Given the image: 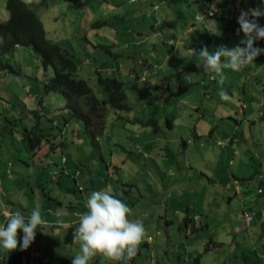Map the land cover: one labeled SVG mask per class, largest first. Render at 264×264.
<instances>
[{"label": "rangeland", "instance_id": "374dc122", "mask_svg": "<svg viewBox=\"0 0 264 264\" xmlns=\"http://www.w3.org/2000/svg\"><path fill=\"white\" fill-rule=\"evenodd\" d=\"M5 1L0 0V20L8 16ZM224 1L53 0L40 9L47 36L79 62L78 76L99 97L105 94L96 69L121 76L131 107L109 108L103 121L97 117L94 130L102 132L94 138L81 120L60 109L61 91L44 94L42 80L52 71L39 57L25 47L4 56L17 73H0V112L17 123L0 121L5 131L0 134V210L28 215L39 207L46 224L27 250L0 249V264H72L79 247L67 242L65 233L68 223L78 220L79 209L70 203L84 199L67 186L86 180L88 195L110 190L132 209L129 219L143 223L146 236L128 264H151L152 257L157 264H190L197 255L201 264H264V192L259 191L261 180L264 189V115H259L264 64L225 70L222 85L198 67L203 47L232 48L244 39L242 32L223 31L225 17L204 16ZM250 2L257 6V0ZM258 2L264 11V0ZM99 20L105 23L94 26ZM215 22L219 31L213 34ZM258 22L264 26V16ZM191 23L193 31L187 29ZM193 41L199 48L189 52ZM143 63L153 71L145 67V80H136L130 70L143 75ZM221 89L229 100H221ZM33 94L43 96L41 108L51 115L53 129L65 132L49 135L31 155L20 135L30 126L25 105L40 107ZM241 105L246 117L237 129ZM5 125L14 133H7ZM232 132L237 139L225 145ZM22 238L20 231L21 244ZM90 264L114 262L98 255Z\"/></svg>", "mask_w": 264, "mask_h": 264}, {"label": "trees", "instance_id": "16d2710c", "mask_svg": "<svg viewBox=\"0 0 264 264\" xmlns=\"http://www.w3.org/2000/svg\"><path fill=\"white\" fill-rule=\"evenodd\" d=\"M52 1L53 0H38L36 4H31L27 0L5 1V8L8 12V16L5 19L0 20V73L3 74L6 71L17 73L15 66L7 61L4 56L10 51L20 47L29 48L37 57H39L42 67L45 69L50 68L52 71L51 76L45 77L42 80V90L44 94L48 95L52 91H61L65 97V102L60 109H67L70 114L69 116H75L77 119L81 120L84 124L85 131L96 138L95 135L102 132L101 127L96 132L94 130V123L97 117H100L103 121L109 108L113 110H129L131 107L128 103V97L123 86L124 81L121 76L101 74L100 70L96 69V80L101 85L103 93L105 94L104 97H99L91 85L88 84L87 80L78 76L77 72L80 68L79 62L75 60L72 53H69L66 49L62 48L58 42L47 36V32L41 19L40 9L42 7H49L50 2ZM210 1L211 0H207L208 3H210ZM207 12L208 10L206 9L204 14L207 15ZM237 18L238 16H233L228 20L223 29L225 33H241H235V27L239 26ZM104 23V21L99 20L93 25L100 27ZM195 44L196 42L194 44H189L188 46L196 50L199 48V45ZM96 45H101L105 48L111 46L99 42H97ZM194 45L198 47H195ZM116 57L117 55H113L114 60ZM143 65L144 66L141 69L143 71V75L141 76L143 77L137 73L134 74V72L130 70L131 75H133L136 80H145V67L150 71L152 70L149 68L150 66L148 64L143 63ZM244 68L247 69L248 66ZM114 70L115 69H113V72ZM31 88L32 87L30 86L27 90L31 92ZM34 99L38 102L40 107L27 109V105H25L26 113L29 115L28 120L30 126L29 128H22L20 135L25 144L26 151L30 152L31 155L36 154L38 150L43 147L45 141L49 140V135L55 137L59 132L63 135L64 131L63 128H59L58 126L57 130L53 129L54 125L51 115L48 114V111H43V108H41L44 106L43 96H36ZM7 118L8 116H3L0 112L1 122L9 121ZM15 120L13 118L9 121L11 126L17 123ZM11 126L7 127L5 125L4 127L9 134L14 133ZM4 132L5 131L0 128V134H4ZM229 142L230 141L226 139L224 144L227 145L226 143ZM21 162L30 165V163L25 160H21ZM107 174L109 173L107 172ZM262 181L263 180L259 182V191L261 193L264 192ZM91 182H93V180H91ZM87 185L88 182L86 180L85 185L78 183L75 187L67 186V191L77 196V199L78 197L84 199L83 201L77 200L71 202V208L75 207L80 211L83 210V212L87 210V198L85 199L83 197V193L87 192L86 194H88ZM244 214L246 215L247 213ZM77 222L78 220L68 227L65 233V240L67 242L72 241V231L76 227ZM22 264H28V262L22 260ZM190 264H201L199 255L195 256Z\"/></svg>", "mask_w": 264, "mask_h": 264}, {"label": "clouds", "instance_id": "9594fccd", "mask_svg": "<svg viewBox=\"0 0 264 264\" xmlns=\"http://www.w3.org/2000/svg\"><path fill=\"white\" fill-rule=\"evenodd\" d=\"M261 16H264V11L259 8L241 10L237 18V31L243 33L244 39L232 48L221 45L210 51L208 47H203L199 50L201 65L198 67L202 66L206 74L217 78L222 85L225 70L239 71L252 64L259 55L264 54V48L254 46L257 41L264 40V26L258 22ZM218 31L215 22L212 33ZM219 96L224 101L230 99L223 89ZM86 209L79 214L72 231V241L79 247L72 264H90L98 255L114 264H128L137 255L139 245L146 236L143 223L129 219L132 209L107 189L92 191L87 198ZM4 216L5 222L0 224V249L6 252L15 251L18 246L21 250H27L35 240L36 230L43 229L46 224L39 207L33 208L28 215L16 210L5 212ZM57 222L63 225L62 220ZM20 231L23 233L22 244L18 239ZM41 232L44 233L43 230Z\"/></svg>", "mask_w": 264, "mask_h": 264}, {"label": "crops", "instance_id": "0c3cea01", "mask_svg": "<svg viewBox=\"0 0 264 264\" xmlns=\"http://www.w3.org/2000/svg\"><path fill=\"white\" fill-rule=\"evenodd\" d=\"M213 0H211L210 2H212ZM223 7H220L216 12H214V14L213 15H211L210 17H208L209 16V14H208V12H207V15L206 14H204V16L205 17H207V18H223V17H225L226 18V20H227V22H228V20L229 19H231L233 16H238V13H239V9L240 10H249V9H253V8H259L260 9V5H259V2H258V0H257V6H254V4L253 3H251L250 2V0H226V1H224V3H223ZM236 5H239V9H237L236 8ZM207 10H212V9H207ZM262 18V16L259 18V19H261ZM197 19H200V16H197ZM259 21V20H258ZM262 21V20H261ZM193 23H191L190 24V26H188V30L189 31H193V29H194V27H193ZM263 26V25H262ZM242 39L241 38H239L238 40H237V42L234 44V46H237V44H238V42H240ZM196 41H193V42H189V44H194ZM260 45V41H257L256 42V44H255V46H257V45ZM259 45L257 46V47H259ZM189 47V46H188ZM188 49V51L189 52H193L194 51V48H187ZM263 54H261V55H259L257 58H256V60L252 63V64H250V65H248V69H250V68H257L258 66H260V65H263L264 64V58H263ZM244 69V71L246 70V68H243ZM257 73V72H256ZM245 75H247V74H243L242 76L243 77H245ZM241 76V77H242ZM26 86L27 85H25V89H29V87L28 88H26ZM243 87H245V82L243 83ZM35 94H33V96H34ZM34 97H36V95L34 96ZM245 98L246 97H244L243 98V100H245ZM262 104H263V102L262 101H258L257 102V106H262ZM241 122H236L235 123V125H234V127H236L237 129L238 128H240V125H242L241 123L242 122H244L245 121V114H246V107H244L243 105H241ZM25 113H26V110H25ZM260 114H263L264 115V110H262V111H259V115ZM68 123H66V125H67ZM64 129V128H63ZM243 129V128H242ZM65 132V131H64ZM235 132H232V134L230 135V136H226L225 137V140L226 139H228L230 142V144L231 145H233L234 144V140H236L237 138H235V134H234ZM231 139H232V142H231ZM239 141H240V139H239ZM225 142V141H224ZM223 142V143H224ZM234 153H236V152H234ZM63 160H65L64 162H66L67 160L66 159H64L63 158ZM78 184V183H77ZM99 190H102V189H99ZM99 190H97V191H99ZM87 193V192H86ZM86 193H83V197L86 199V198H88L89 197V195L88 194H86ZM77 201V200H76ZM73 210L74 209H77V208H72ZM3 211H10L9 209H6V208H3L2 210H0V214L3 216V217H5L4 216V213H3ZM86 211V210H85ZM81 213H83V210L82 211H80L79 210V214H81ZM78 214V215H79ZM247 215V214H246ZM55 222H57V221H55ZM76 222V221H75ZM72 223H74V222H72ZM71 222H69L68 224H72ZM59 224V223H58ZM61 226V225H60Z\"/></svg>", "mask_w": 264, "mask_h": 264}, {"label": "built area", "instance_id": "2783aa9c", "mask_svg": "<svg viewBox=\"0 0 264 264\" xmlns=\"http://www.w3.org/2000/svg\"><path fill=\"white\" fill-rule=\"evenodd\" d=\"M236 8L237 9H239V5H236ZM240 12H241V10L239 9V15H240ZM213 14V10H211V11H209V15H212ZM239 29V26H236L235 27V33H238V30ZM240 33V32H239ZM238 44H240V42H238ZM237 44V45H238ZM242 46V45H241ZM259 48H264V40H260V45H259ZM5 212H7V211H3V213H5ZM151 264H156V262H155V260H154V258L152 257V262H151Z\"/></svg>", "mask_w": 264, "mask_h": 264}]
</instances>
